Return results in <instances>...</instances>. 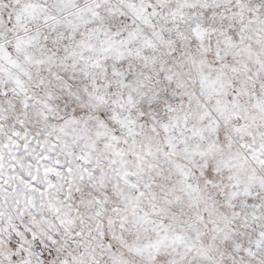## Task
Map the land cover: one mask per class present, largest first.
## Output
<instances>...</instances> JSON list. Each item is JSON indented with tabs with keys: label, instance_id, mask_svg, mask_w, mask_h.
<instances>
[{
	"label": "snow or ice",
	"instance_id": "snow-or-ice-1",
	"mask_svg": "<svg viewBox=\"0 0 264 264\" xmlns=\"http://www.w3.org/2000/svg\"><path fill=\"white\" fill-rule=\"evenodd\" d=\"M0 264H264V0H0Z\"/></svg>",
	"mask_w": 264,
	"mask_h": 264
}]
</instances>
